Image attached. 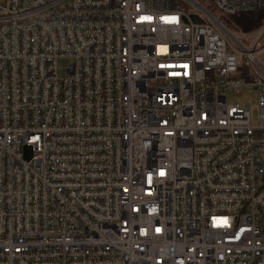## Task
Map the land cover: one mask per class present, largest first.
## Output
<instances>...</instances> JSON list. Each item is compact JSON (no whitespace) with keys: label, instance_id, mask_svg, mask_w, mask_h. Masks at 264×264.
<instances>
[{"label":"built area","instance_id":"built-area-1","mask_svg":"<svg viewBox=\"0 0 264 264\" xmlns=\"http://www.w3.org/2000/svg\"><path fill=\"white\" fill-rule=\"evenodd\" d=\"M211 1L263 25L0 1V264H264V0Z\"/></svg>","mask_w":264,"mask_h":264},{"label":"rangeland","instance_id":"rangeland-1","mask_svg":"<svg viewBox=\"0 0 264 264\" xmlns=\"http://www.w3.org/2000/svg\"><path fill=\"white\" fill-rule=\"evenodd\" d=\"M0 1L8 2V0H0ZM197 1L200 2L201 4H203L204 6H207L208 8H210L211 12L217 18H219L220 20L224 21L226 24H228V22L231 21V17L225 15L221 10H219V8L211 0H197ZM239 33L241 34L242 37L243 36L246 37L247 34H251L250 32L249 33H245L243 31H239ZM240 41L242 42V44L246 48L251 49V46L253 45V40L241 39ZM263 45H264V42H262L259 45L258 48L260 49ZM257 58L260 61L264 62V54H258ZM72 64H73V61L70 60V59H66V60H61L60 61V67L61 68H67V67L71 66ZM64 75H65V73L62 72L61 76H64ZM229 100H230L231 103H238V104H241L243 107H246V106L254 107V104L252 102V98H249L248 100H244L243 98H241L239 96L232 95V96H230ZM254 111H255V115H257V110L254 109Z\"/></svg>","mask_w":264,"mask_h":264},{"label":"trees","instance_id":"trees-1","mask_svg":"<svg viewBox=\"0 0 264 264\" xmlns=\"http://www.w3.org/2000/svg\"><path fill=\"white\" fill-rule=\"evenodd\" d=\"M230 17L231 21L227 25L245 33H251L263 25V16L259 11L237 13Z\"/></svg>","mask_w":264,"mask_h":264}]
</instances>
